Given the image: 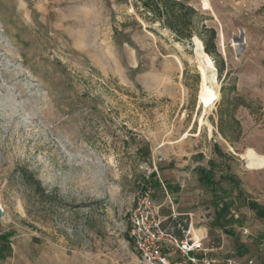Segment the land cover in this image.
I'll return each instance as SVG.
<instances>
[{
  "label": "rangeland",
  "instance_id": "374dc122",
  "mask_svg": "<svg viewBox=\"0 0 264 264\" xmlns=\"http://www.w3.org/2000/svg\"><path fill=\"white\" fill-rule=\"evenodd\" d=\"M128 1L0 0V264H144L127 229L142 184L164 217L248 228L235 253L264 264V218L230 169L264 140V0H192L217 31L211 60ZM221 108L238 141L220 133Z\"/></svg>",
  "mask_w": 264,
  "mask_h": 264
},
{
  "label": "built area",
  "instance_id": "2783aa9c",
  "mask_svg": "<svg viewBox=\"0 0 264 264\" xmlns=\"http://www.w3.org/2000/svg\"><path fill=\"white\" fill-rule=\"evenodd\" d=\"M163 192L168 195L166 185ZM158 187L142 184L127 217V229L135 251L144 264H258L255 258L222 253V243L196 236L193 224L171 211L168 217L157 202ZM171 219L168 222V219Z\"/></svg>",
  "mask_w": 264,
  "mask_h": 264
},
{
  "label": "trees",
  "instance_id": "16d2710c",
  "mask_svg": "<svg viewBox=\"0 0 264 264\" xmlns=\"http://www.w3.org/2000/svg\"><path fill=\"white\" fill-rule=\"evenodd\" d=\"M128 2L132 5L135 14L150 24H158L160 28L168 30L176 41L192 42V39L197 37L202 41L198 40L202 46L203 55H206L211 60L210 56L203 51V45L207 53L211 55L217 53V31L205 23L204 15L192 4V0H129ZM217 68L220 73L224 71L221 65H217ZM222 100L223 103L226 102V105L231 104L235 110L240 106L250 108L243 97L238 94L233 97L227 96L224 90ZM219 116L218 127L220 133L224 137L230 138L232 142L238 141L242 128L234 113H227L221 108ZM230 123L236 126L232 131H230L231 129L229 131L226 130V126ZM232 132H236L233 138L230 137ZM214 147L217 152H221L218 145ZM201 171V178L212 183L213 179H211L209 174L204 169H201ZM248 205L252 210L256 211L259 217L264 218V206L255 201H249Z\"/></svg>",
  "mask_w": 264,
  "mask_h": 264
},
{
  "label": "crops",
  "instance_id": "0c3cea01",
  "mask_svg": "<svg viewBox=\"0 0 264 264\" xmlns=\"http://www.w3.org/2000/svg\"><path fill=\"white\" fill-rule=\"evenodd\" d=\"M249 148L253 149L260 158V160H257L252 166H248V159L245 156ZM241 151H243V149ZM233 154L232 158L234 160L230 164V169L234 174V179L239 185L242 195L245 196L248 201H255L264 206V140L261 142H253L243 153L238 154L233 151ZM167 191L169 193L167 197H169L170 192L168 188ZM172 210H175L176 213L185 216V218L192 222L194 235L208 237L209 240L222 243V253H233L243 259L251 257V251H247L244 254L242 253V255L235 253V250L239 249L237 246H240L242 241L247 243L248 228H240L241 234L232 236L226 231L227 227L224 226V221L222 219L215 218L207 224L204 223L200 227H195V222H199V219H194L192 213L177 211L173 206ZM237 236H239L240 239H238ZM256 261L258 264H261L257 259Z\"/></svg>",
  "mask_w": 264,
  "mask_h": 264
},
{
  "label": "bare ground",
  "instance_id": "6f19581e",
  "mask_svg": "<svg viewBox=\"0 0 264 264\" xmlns=\"http://www.w3.org/2000/svg\"><path fill=\"white\" fill-rule=\"evenodd\" d=\"M201 70H202V75H203L202 84H201V98L204 101H207L210 96V90L208 88L204 66H201ZM3 212L4 210L2 208V205L0 204V216L3 214Z\"/></svg>",
  "mask_w": 264,
  "mask_h": 264
}]
</instances>
